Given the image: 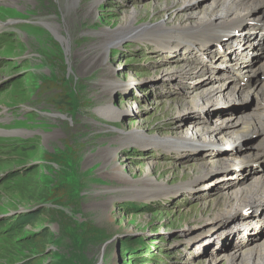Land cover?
Returning a JSON list of instances; mask_svg holds the SVG:
<instances>
[{
    "label": "rangeland",
    "instance_id": "obj_1",
    "mask_svg": "<svg viewBox=\"0 0 264 264\" xmlns=\"http://www.w3.org/2000/svg\"><path fill=\"white\" fill-rule=\"evenodd\" d=\"M212 1L0 0V264H256L264 192L261 206L203 227L250 202L228 194L262 171L246 155L263 135L247 133L236 146L228 135L196 133L254 114L258 98L201 97L233 81L222 57L232 48L216 43L210 59L168 48L174 38L187 42ZM263 7L241 15L264 19ZM134 13L132 29L166 26L114 37ZM251 55L254 65L264 61L261 49ZM245 75L243 87L261 81ZM179 142L194 150L164 148ZM108 150L117 168L105 163ZM227 157L235 163L222 167ZM215 161L204 182L194 180ZM154 186L164 188L140 193ZM239 219L250 234L233 225ZM138 240L146 245L133 251Z\"/></svg>",
    "mask_w": 264,
    "mask_h": 264
},
{
    "label": "bare ground",
    "instance_id": "obj_2",
    "mask_svg": "<svg viewBox=\"0 0 264 264\" xmlns=\"http://www.w3.org/2000/svg\"><path fill=\"white\" fill-rule=\"evenodd\" d=\"M212 5L210 9L206 13L201 15L198 18V21H196V22H200L198 25L193 26L196 28V30H192L191 28L186 29V33L192 34L189 36L188 35L184 36V39L187 40L189 44H187V42L182 41V39L180 38H174L176 40L173 42L171 41L168 48L174 49L176 52L179 50L178 53L180 51L183 52L184 49L186 48L185 50L189 52L190 55L198 59L203 57H206V59L207 58L210 59V56L212 58H215L217 56V53L215 52L214 49L216 43H217L216 46L219 50L232 48V50L230 49L229 51H224L222 57L224 58L225 62L230 63L229 68L227 67L228 70L224 74L232 78L233 81H229L230 80L229 79L226 82L219 84L218 86H212L211 88L206 90L207 93L205 92V94L201 95V97L205 100V102H209L213 97L216 96L226 95L228 97L229 96L235 97L242 95L244 97L258 98L259 102L257 103L256 106L257 111L254 114H249L244 117H237V118L229 117V118L220 119L217 121L218 123H216V126L212 134L211 132H209L206 135L200 129H197L198 131L196 134L198 135L199 138H204V139L214 138L217 140L220 139L221 137L224 141H227L226 138L224 137L228 135L230 137L227 138L228 142L230 141L231 144H234L236 146L239 144L242 137L250 132H258L262 134L263 139L259 144L252 146L250 148V151L246 155V156L255 155V157H257L258 159H256L254 163L256 165H260V169L262 171L259 172L258 176L254 179L252 183H250L245 187L238 188L235 192L233 191L228 194V195L232 194V196L235 198V201H238L239 203L242 202V200L245 201L250 200V202L244 201L246 205H244L242 208L241 207L234 208L233 206L230 210H227V212L221 214V216L219 217L216 216L213 220L204 224L203 228L206 229L208 228L210 229L213 225L217 224L218 222L227 221L230 218L235 217V215L242 214L245 211V209L251 210L256 208L255 206H258L262 203L259 201L260 199L257 198H261L260 195L261 193L264 192V169H263L264 168V79H263L264 61L261 62L259 65H254V63H252V61L250 60V57L252 56L251 54H253L254 50L258 51L259 49H261L262 51H264V27L261 28L256 27V26H263L264 19L253 18L249 14L241 15L243 12L247 10L245 9L247 7L264 6V0H213ZM235 12H237V14L233 15ZM228 15H233V16L225 20L224 18H226ZM137 18H138L137 13L131 14L129 18L130 23L127 26H121L118 30L113 32L114 37L119 36L123 31L127 29L128 31H130L134 26V25L130 26V24ZM169 19L170 18H167L166 19L167 21H163V22H168ZM163 26L166 25L160 24L159 26V24H157L154 26H146L139 30H137V28H134L132 29L133 30L132 35L136 33L148 32L154 29L158 30ZM207 31H208V35H205L207 34ZM251 36H255V39L251 38ZM116 39L117 38H114L113 41ZM171 39H173V37L168 38V40ZM159 45L161 46V44ZM236 46H240L241 50H236L235 48ZM221 53L222 52H220V54ZM224 68L226 69V67H221L219 68V71L218 69L215 70L216 72L218 71L219 73H221L223 70H225ZM190 72H192L191 69L188 72H184V73H187L189 75ZM244 72L245 74H251L257 72L261 77V81L255 84L251 88L243 87L241 85L242 79H244V77L247 76L244 74ZM131 138L132 135L129 136L127 135L124 141L127 139L130 141ZM116 144L120 145L119 142H117ZM173 144H184V145H180L176 148H171L168 146L164 148L171 153L180 151L183 148H189L191 149V151L194 150V148H192V146H190V143L188 144V142L187 143L179 142ZM105 159H106L105 163L108 164V167L117 168L115 161L116 157L114 156L111 150H108V154H106ZM217 162L218 161H215L212 164H205L203 168L205 170L204 177L195 178L194 180L199 181L198 182L199 184L204 182L203 180L209 177V175L212 173L214 164H216ZM228 163L234 164L235 161L228 157L224 158L222 160V167L223 165H226ZM151 170L152 167L147 172L150 173ZM192 187H194L193 189H195L200 186L193 185L187 187L186 190L192 189ZM163 188L164 186H154L149 190L141 189L140 193L141 194L144 193L145 195L146 194L152 195L154 193L163 190ZM259 208H264V207H259ZM257 218H258L257 222H261L264 226V213H260L257 216ZM233 225L238 229H240V227H243L244 233H248V234L251 233L250 228L245 226L247 225L246 221H242L239 219L234 221ZM244 241L245 239L239 240L238 247H242ZM261 243L257 244L256 247L254 246L255 247L254 252L252 254V257L250 258L251 261L256 262V264H264V241ZM243 253L244 252H241L239 254V252H237L235 255L231 256V262L233 258L235 260Z\"/></svg>",
    "mask_w": 264,
    "mask_h": 264
},
{
    "label": "trees",
    "instance_id": "obj_3",
    "mask_svg": "<svg viewBox=\"0 0 264 264\" xmlns=\"http://www.w3.org/2000/svg\"><path fill=\"white\" fill-rule=\"evenodd\" d=\"M26 174H28V173H26ZM56 191V190H55ZM23 220V219H22ZM25 220H26V218H25ZM14 221L15 220H11L10 221V223H14ZM27 222H29L28 220H27ZM144 245H146V243L143 241V240H138L137 242H135V243H133V245H132V250L133 251H136V250H138L139 248H142ZM143 249V248H142Z\"/></svg>",
    "mask_w": 264,
    "mask_h": 264
},
{
    "label": "water",
    "instance_id": "obj_4",
    "mask_svg": "<svg viewBox=\"0 0 264 264\" xmlns=\"http://www.w3.org/2000/svg\"><path fill=\"white\" fill-rule=\"evenodd\" d=\"M248 210H249V209H248ZM245 211H246V210H245ZM245 211H244V212H245Z\"/></svg>",
    "mask_w": 264,
    "mask_h": 264
}]
</instances>
